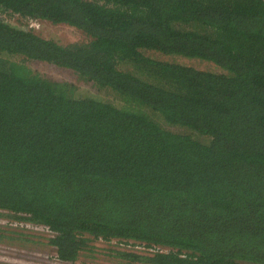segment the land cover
Returning <instances> with one entry per match:
<instances>
[{
	"label": "trees",
	"instance_id": "trees-1",
	"mask_svg": "<svg viewBox=\"0 0 264 264\" xmlns=\"http://www.w3.org/2000/svg\"><path fill=\"white\" fill-rule=\"evenodd\" d=\"M0 12L3 218L49 229L64 261L114 240L123 264H264V0H0ZM30 20L87 40L42 37Z\"/></svg>",
	"mask_w": 264,
	"mask_h": 264
},
{
	"label": "rangeland",
	"instance_id": "rangeland-1",
	"mask_svg": "<svg viewBox=\"0 0 264 264\" xmlns=\"http://www.w3.org/2000/svg\"><path fill=\"white\" fill-rule=\"evenodd\" d=\"M8 14L0 12V18L5 19ZM19 19L11 17V21L16 23ZM30 27L42 37H51L61 43L86 41L87 37L83 31L66 24H53L46 20L27 21ZM158 57L157 55H154ZM165 60H173L185 64H193L206 70L216 71V67L205 61L184 58L178 55L160 56ZM9 59V58H8ZM27 66L33 71L54 79L68 81L77 87V91L91 92L96 91L90 83L80 80V78L70 70L57 67L45 62H28ZM15 230L22 232L25 236H35L33 242H21L15 239H0V264H123L117 257L110 253V249L117 248L116 241L103 242L97 240L93 242V250L80 252L78 259L74 261H56L54 258L55 248L47 245V235H51L45 227L41 225L29 224L23 221L18 222L0 215V231ZM37 235H40L38 237ZM37 238H40L39 241ZM44 238V239H42ZM143 249V248H142ZM145 250V249H144Z\"/></svg>",
	"mask_w": 264,
	"mask_h": 264
},
{
	"label": "built area",
	"instance_id": "built-area-1",
	"mask_svg": "<svg viewBox=\"0 0 264 264\" xmlns=\"http://www.w3.org/2000/svg\"><path fill=\"white\" fill-rule=\"evenodd\" d=\"M46 229H47V228H46ZM47 231L50 232L49 229H47ZM54 257H55L54 259H55L56 261H58V260L61 261V259L59 258L58 254L56 253V251H55V255H54Z\"/></svg>",
	"mask_w": 264,
	"mask_h": 264
}]
</instances>
